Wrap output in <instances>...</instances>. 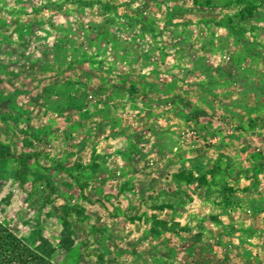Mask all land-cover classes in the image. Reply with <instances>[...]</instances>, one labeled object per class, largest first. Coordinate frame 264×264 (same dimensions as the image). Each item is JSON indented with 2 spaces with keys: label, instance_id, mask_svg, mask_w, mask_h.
Segmentation results:
<instances>
[{
  "label": "rangeland",
  "instance_id": "374dc122",
  "mask_svg": "<svg viewBox=\"0 0 264 264\" xmlns=\"http://www.w3.org/2000/svg\"><path fill=\"white\" fill-rule=\"evenodd\" d=\"M228 178L264 191V0H0V224L30 248L264 264V197L204 211Z\"/></svg>",
  "mask_w": 264,
  "mask_h": 264
},
{
  "label": "crops",
  "instance_id": "0c3cea01",
  "mask_svg": "<svg viewBox=\"0 0 264 264\" xmlns=\"http://www.w3.org/2000/svg\"><path fill=\"white\" fill-rule=\"evenodd\" d=\"M263 160V159H261ZM260 159H256L254 162H261ZM229 179V178H228ZM210 181V180H209ZM208 181V182H209ZM242 180L240 179H229L228 180V185L232 187L231 189H228L226 191L219 192L221 194V203L219 204H207L204 205V211L205 212H218L219 214V221L218 223V229L222 231H226L227 228L235 226H239L238 220L234 217L236 214L241 213L243 211H252L253 207L250 204H245L244 202L242 203V198L244 197H251L259 200L260 198L264 197V191L260 190L258 188H250V189H245L243 188L244 185L247 184H242ZM241 198V199H240ZM194 203V202H193ZM193 206V209L197 210V206L194 204H191ZM192 209V211H194ZM206 209V210H205ZM260 209V218L258 219H263L264 218V206H262ZM258 220L255 219V217H251L248 220V223L246 222L248 226L251 225V227L254 226V223L257 222ZM233 224V225H232ZM224 236V235H223Z\"/></svg>",
  "mask_w": 264,
  "mask_h": 264
},
{
  "label": "trees",
  "instance_id": "16d2710c",
  "mask_svg": "<svg viewBox=\"0 0 264 264\" xmlns=\"http://www.w3.org/2000/svg\"><path fill=\"white\" fill-rule=\"evenodd\" d=\"M67 227V220L64 219ZM0 264H53L47 250L32 249L0 224Z\"/></svg>",
  "mask_w": 264,
  "mask_h": 264
},
{
  "label": "built area",
  "instance_id": "2783aa9c",
  "mask_svg": "<svg viewBox=\"0 0 264 264\" xmlns=\"http://www.w3.org/2000/svg\"><path fill=\"white\" fill-rule=\"evenodd\" d=\"M213 143H216V142L213 141Z\"/></svg>",
  "mask_w": 264,
  "mask_h": 264
}]
</instances>
